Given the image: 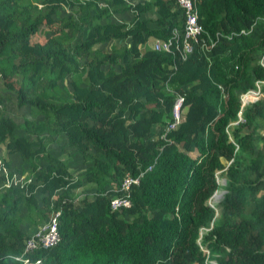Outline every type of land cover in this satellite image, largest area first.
<instances>
[{
	"label": "trees",
	"instance_id": "obj_1",
	"mask_svg": "<svg viewBox=\"0 0 264 264\" xmlns=\"http://www.w3.org/2000/svg\"><path fill=\"white\" fill-rule=\"evenodd\" d=\"M192 1L186 53L175 0H0V264H264V0Z\"/></svg>",
	"mask_w": 264,
	"mask_h": 264
},
{
	"label": "built area",
	"instance_id": "obj_2",
	"mask_svg": "<svg viewBox=\"0 0 264 264\" xmlns=\"http://www.w3.org/2000/svg\"><path fill=\"white\" fill-rule=\"evenodd\" d=\"M175 1L181 7L185 15V25H184V30H182L181 39H182L183 51L187 53L191 51L193 47V43L188 38L192 37L195 40V36L199 33L201 29L200 25L197 22V10L192 0H175ZM242 31L246 32L244 30ZM153 45L155 48L167 47V44L162 43L158 40L154 41ZM251 91L253 92L257 91V92H254V95L252 94L251 97L248 96L250 98L247 100V102L254 100L255 98H258L259 96L263 95V92H261L259 88L252 89L246 93H242L241 94L242 104L247 103L244 101V97L249 95ZM182 101H183V97L181 95H179L174 100L172 105V119L167 124V128H171L175 126V124L180 120V108ZM31 179H32L31 176L14 172L4 183H0V188L9 187L11 185H23L25 181H30ZM130 180L131 178H128L124 181L125 189L128 188ZM110 203L113 208H116L121 205H128L129 199L127 196L113 197ZM56 223H57V218L55 215L41 222L38 225V227L35 229L33 234L25 240L24 252L31 251L39 245L43 247H48L56 244L59 239Z\"/></svg>",
	"mask_w": 264,
	"mask_h": 264
},
{
	"label": "rangeland",
	"instance_id": "obj_3",
	"mask_svg": "<svg viewBox=\"0 0 264 264\" xmlns=\"http://www.w3.org/2000/svg\"><path fill=\"white\" fill-rule=\"evenodd\" d=\"M133 1H136V0H132V2ZM71 12H72L71 9H66V8H63L62 9V14H64V15H69ZM75 16H77V15H75ZM148 16L154 18L155 17V13L153 11H150ZM110 19H113V20H116V21H125V20H128V18L124 14H119V13H113L112 15H110ZM67 32H68V30H67ZM83 33H84V31H81L80 33H77V36L79 37ZM47 34L48 33H47L46 30H40V32H37V33L33 34L32 37H31V39H32V41L45 40V36H47ZM47 38H49V37H47ZM108 47H109V44H107V43L105 45H103V49H106L107 50ZM261 61L264 62V55H262ZM260 90L263 91V94H264V90H262V89H260ZM254 92H257V91H254ZM254 92L251 91L249 93V95H247L246 97H244V101L247 102V100L252 96V94L254 95ZM248 96H250V97H248ZM23 111L29 113V109H26V110H23ZM29 117H31V113H30ZM43 119H44V116L42 114H38L34 118V120L37 123L43 121ZM38 129L40 130V134H42L43 136H46L45 137L46 138L45 140H46V142L49 145H53V146H55L56 149H59L58 148L59 145L63 143L62 137L59 134H55V133L51 132L49 130V127L47 128V130L46 129H41V128H38ZM18 132H19V134H26V131L24 129H22V128L19 129ZM3 152H4V149H3V147L0 146V154L3 155ZM62 153H65V152H62ZM8 158H12V156H8ZM13 160H17V159L16 158H13ZM75 161L76 160L73 161V164H76L78 162V160L76 162ZM18 164L19 163H15V165H18ZM19 167H16V168H19ZM72 169L76 173L79 171L77 168H72ZM18 170H20V169H18ZM221 175H222L221 170H219L218 171V177H219L218 179L220 180V182L222 181ZM219 189H221V188H219ZM210 202L213 203V200H211ZM195 264H198V263H195Z\"/></svg>",
	"mask_w": 264,
	"mask_h": 264
},
{
	"label": "clouds",
	"instance_id": "obj_4",
	"mask_svg": "<svg viewBox=\"0 0 264 264\" xmlns=\"http://www.w3.org/2000/svg\"><path fill=\"white\" fill-rule=\"evenodd\" d=\"M262 63H263V65H264V62H263V61H262ZM263 95H264V94H263ZM263 95H261V96H263ZM254 100H255V99H254ZM251 101H253V100H251ZM249 102H250V101H249ZM218 171H219V170H218ZM218 171H217V173H216V175H217L216 177H217V180L220 181V180L218 179V178H219V177H218ZM221 171H222V170H221ZM221 183H225V182H223V178H222ZM223 193H224V192H223ZM223 193H222V195H223ZM221 197H222V196H221ZM210 198H211V197H210ZM209 203L212 204V203L210 202V199H209ZM212 205H213V204H212ZM34 231H35V230H34ZM34 231H33V232H34Z\"/></svg>",
	"mask_w": 264,
	"mask_h": 264
},
{
	"label": "bare ground",
	"instance_id": "obj_5",
	"mask_svg": "<svg viewBox=\"0 0 264 264\" xmlns=\"http://www.w3.org/2000/svg\"><path fill=\"white\" fill-rule=\"evenodd\" d=\"M218 190H219V189H217V190L214 192V194L211 196V198H214V196L216 195V193H217ZM211 198H210V201L212 200ZM212 204H213V203H212Z\"/></svg>",
	"mask_w": 264,
	"mask_h": 264
},
{
	"label": "crops",
	"instance_id": "obj_6",
	"mask_svg": "<svg viewBox=\"0 0 264 264\" xmlns=\"http://www.w3.org/2000/svg\"><path fill=\"white\" fill-rule=\"evenodd\" d=\"M127 18H128V16L130 15V14H125V13H123ZM128 15V16H127Z\"/></svg>",
	"mask_w": 264,
	"mask_h": 264
},
{
	"label": "water",
	"instance_id": "obj_7",
	"mask_svg": "<svg viewBox=\"0 0 264 264\" xmlns=\"http://www.w3.org/2000/svg\"><path fill=\"white\" fill-rule=\"evenodd\" d=\"M223 182H225V180L223 179ZM225 190H223V192H224Z\"/></svg>",
	"mask_w": 264,
	"mask_h": 264
}]
</instances>
